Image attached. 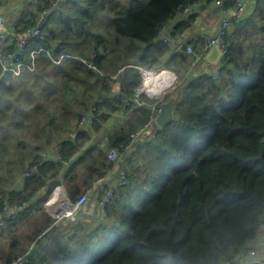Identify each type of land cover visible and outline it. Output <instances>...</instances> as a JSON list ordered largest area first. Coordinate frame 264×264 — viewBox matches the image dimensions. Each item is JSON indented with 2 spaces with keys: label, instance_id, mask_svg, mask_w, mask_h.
Returning <instances> with one entry per match:
<instances>
[{
  "label": "trees",
  "instance_id": "obj_1",
  "mask_svg": "<svg viewBox=\"0 0 264 264\" xmlns=\"http://www.w3.org/2000/svg\"><path fill=\"white\" fill-rule=\"evenodd\" d=\"M52 1L42 0L38 9ZM211 1L68 0L44 24L46 37L31 45H43L57 56H79L68 84L73 80L90 87L98 77L103 92L113 87L109 71L122 73L130 96L142 83L139 66L179 70L185 64V48L166 56L172 44L160 31L176 19L173 33L180 32L194 18L184 8ZM257 2L254 15L235 21L228 31L220 81L210 73L181 80L165 94V99L177 95L169 123L154 122L152 134L137 142L128 129L113 137L111 147L133 149L125 157L128 182L118 184L107 205L110 221L76 216L43 233L45 224L55 223L47 218L31 240L48 234V246L21 251L31 250L33 264H225L256 245L264 229V0ZM55 17L57 26L49 23ZM92 52L96 69L84 61ZM120 102L100 96L96 107L120 108ZM62 157H68L65 149ZM49 165L59 166L44 163L42 175ZM42 175L26 178L34 180L33 189L47 183ZM31 198L26 193L21 201Z\"/></svg>",
  "mask_w": 264,
  "mask_h": 264
},
{
  "label": "crops",
  "instance_id": "obj_2",
  "mask_svg": "<svg viewBox=\"0 0 264 264\" xmlns=\"http://www.w3.org/2000/svg\"><path fill=\"white\" fill-rule=\"evenodd\" d=\"M231 1L222 0L221 4H217L213 0L196 8L192 13L193 20L180 32L173 33L176 19H172L165 26L164 33H161V37L166 36L172 44L166 56L180 48H185L187 51V44L192 41L197 47L205 36L213 34L224 12L230 16L234 14L235 7L231 5ZM258 2L255 0L249 6L246 19L254 15ZM41 4L42 0H1L0 9L7 17L9 27L19 30L32 20L35 22L34 13H38ZM49 23L57 26L58 21L55 17ZM45 28L49 33L48 25ZM232 28H234L233 25ZM195 38H197L196 41ZM61 54H67V56L60 62H56L54 59L59 58ZM61 54L57 56L51 51L41 52L37 55L35 69H27L20 75H5L0 82V190L16 192L13 194L14 201L10 205L7 222L17 224L23 216L35 211L39 222L31 226L32 234L36 228L45 224L47 218L55 221L51 206L46 202L56 186H63L66 195L75 198L88 187L93 189L94 194H100L103 188L116 182L120 171L127 168L125 157L133 147H127L117 159H109L108 150L113 137L125 129L133 132L140 128L146 122L143 120L147 109L150 110L149 112L153 110L147 103L135 107L126 104L124 98L128 97V94L122 85L124 82L122 73L109 71L110 83L113 87L103 92L99 90L102 81L98 77H96L98 82L90 87H87V82L81 85L73 80L68 84V74L73 75L70 68L79 56L66 52ZM206 55L189 72H186L191 56L188 53L187 61L180 68L183 77L181 80L213 72L218 67V63L209 61ZM68 71L70 72L67 73ZM176 79L177 75L174 73L166 76V88ZM100 96L107 97V100L117 98L119 101L120 99L123 102L122 106L112 108L103 105L100 111L101 114L106 113V116H101L93 126L80 124V116L90 112L97 105V99ZM144 99L151 100L149 96ZM153 125L139 134L135 142L151 135ZM63 149L68 154V157L64 159ZM35 161H42L43 164L51 161L59 165L56 167L49 165L43 175L41 172L40 175L47 183L38 189L32 188L33 179L29 180L30 178L26 179L23 176L24 170ZM100 177L103 179L98 181ZM26 193H31L32 198L21 201ZM76 216L95 223L99 222L100 214L96 201L86 203L73 217ZM68 219H62L64 220L62 223L68 224ZM60 221L45 224L43 233L46 231L50 233ZM2 233L3 230L0 231V241ZM43 233L38 236L40 238L43 235L40 240L31 241L28 249H32L33 245H41V247L47 245L50 237ZM31 235L28 236L31 237ZM262 244H264V235H259L256 246ZM21 251L23 252V249ZM14 258L15 256L11 263Z\"/></svg>",
  "mask_w": 264,
  "mask_h": 264
},
{
  "label": "built area",
  "instance_id": "obj_3",
  "mask_svg": "<svg viewBox=\"0 0 264 264\" xmlns=\"http://www.w3.org/2000/svg\"><path fill=\"white\" fill-rule=\"evenodd\" d=\"M235 12L232 16L224 12L219 20V25L213 34L205 36L200 45L195 47L194 41L187 44V52L190 53V59L187 63L186 72H189L209 51L212 44H218L221 52L224 54L223 60L218 67L210 73L211 77L220 81L222 71L221 67L227 63L226 54L229 50L227 42V34L235 21H240L245 18L249 6L255 0H233ZM68 0H53L51 4L40 9L36 15L35 24L24 26L19 30L9 27L6 15L0 9V82L5 75L13 74L20 75L25 70H33L36 67L37 55L41 52H50V50L43 45H31L37 38L44 39L47 35V30L44 24L50 20L55 12L63 8ZM217 4H221L222 0H215ZM199 2H192L188 4L183 12L193 13L199 7ZM165 26L160 33H164ZM162 35V34H161ZM168 40L166 36H163ZM197 38H195V41ZM97 54L92 52L89 59H84L90 68L96 69L94 58ZM67 54H61L59 58L54 59L60 62ZM78 57V56H77ZM142 71V83L137 88L133 95L125 96L124 100L128 106L135 107L142 104H150L153 108L150 112L149 119L138 129L131 133V141L134 142L139 134L145 131L147 127L156 123V117L160 109L161 102L164 100L166 90L176 86V81L165 88L162 92L156 93L154 87L157 84L156 77L160 74L165 78L170 74H162V68L148 69L139 66ZM175 74V73H174ZM115 77V76H113ZM155 81V82H154ZM161 81V80H160ZM147 94L149 100H145L143 95ZM101 111L94 106L90 112H85L80 116V124L84 126H93L95 122L100 119ZM128 146L118 145L111 147L108 150L109 159H117ZM42 161H35L29 165L23 172L25 178H31L40 175L42 172ZM100 177L98 181L102 180ZM128 182V168L120 171L116 182L108 187L102 189L100 194H94L93 189L88 187L75 198L66 195L63 186L58 185L52 192V195L47 200V204L51 206L53 217L55 221L72 218L86 203L95 200L99 209L100 218L102 221L107 220L108 210L107 205L115 196L118 184H126ZM10 191L0 192V228H2L10 215ZM53 206V207H52ZM104 223V222H102ZM264 230V229H263ZM11 264H33L31 250L17 255ZM225 264H264V244L259 246H251L244 252H240L232 259H229Z\"/></svg>",
  "mask_w": 264,
  "mask_h": 264
},
{
  "label": "rangeland",
  "instance_id": "obj_4",
  "mask_svg": "<svg viewBox=\"0 0 264 264\" xmlns=\"http://www.w3.org/2000/svg\"><path fill=\"white\" fill-rule=\"evenodd\" d=\"M161 67H165V66H161ZM173 72L177 75V81H176L177 84L183 78L181 74V69L179 70L173 69ZM173 88L166 90V93L171 91ZM145 95L148 96L147 94ZM35 215H36L35 211L29 212L28 215H25L23 216V218H21V220H18L17 224L15 222L11 223L6 221L5 225L1 228V230H3V233L1 238L2 240L0 241V260H1L0 264L4 262L9 256L16 257L17 255L21 254L22 252H20V250L28 249V246L32 241L31 237L28 236L29 234L30 235L32 234L31 230L33 229V227L31 228V226L37 225V223L39 222L38 217H36ZM109 221H110L109 218L105 221H102L100 218L99 222L107 223ZM16 235L17 237H14ZM260 235L263 236L264 232L261 231Z\"/></svg>",
  "mask_w": 264,
  "mask_h": 264
},
{
  "label": "water",
  "instance_id": "obj_5",
  "mask_svg": "<svg viewBox=\"0 0 264 264\" xmlns=\"http://www.w3.org/2000/svg\"><path fill=\"white\" fill-rule=\"evenodd\" d=\"M224 54L221 52L220 46L218 44H212L206 58L214 63L221 64ZM173 69L162 68V74H172ZM162 75H158L157 78L160 79ZM177 102V95L171 93L166 99L161 102L159 112L156 117V123L159 126H164L169 123L175 117V105Z\"/></svg>",
  "mask_w": 264,
  "mask_h": 264
},
{
  "label": "bare ground",
  "instance_id": "obj_6",
  "mask_svg": "<svg viewBox=\"0 0 264 264\" xmlns=\"http://www.w3.org/2000/svg\"><path fill=\"white\" fill-rule=\"evenodd\" d=\"M156 85H155V87H154V91L156 92V93H158L159 91L160 92H162L165 88H166V81H165V78H163V76L160 78V79H158L157 77H156ZM161 80V81H160ZM155 82V81H154Z\"/></svg>",
  "mask_w": 264,
  "mask_h": 264
}]
</instances>
